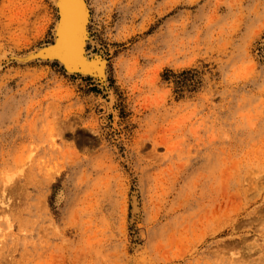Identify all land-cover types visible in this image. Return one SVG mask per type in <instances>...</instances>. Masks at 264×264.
<instances>
[{
  "label": "rangeland",
  "instance_id": "obj_1",
  "mask_svg": "<svg viewBox=\"0 0 264 264\" xmlns=\"http://www.w3.org/2000/svg\"><path fill=\"white\" fill-rule=\"evenodd\" d=\"M93 1L113 113L57 63L0 70V264H264V0ZM57 17L0 0V55Z\"/></svg>",
  "mask_w": 264,
  "mask_h": 264
},
{
  "label": "bare ground",
  "instance_id": "obj_2",
  "mask_svg": "<svg viewBox=\"0 0 264 264\" xmlns=\"http://www.w3.org/2000/svg\"><path fill=\"white\" fill-rule=\"evenodd\" d=\"M110 4L114 0H108ZM57 8V21L54 27V37L47 46L38 47L25 53L9 50L0 55V70L13 61L22 64L31 62H49L57 63L64 71L78 79H88L92 85L99 88L105 95L104 106L107 108L108 114L112 105L115 103V92L110 83V55L107 46L102 45L101 40L97 35V30L92 27L93 23V3L91 0H53ZM94 5L98 13L103 10L105 0H94ZM72 36L78 37L73 42ZM56 37V40L54 38ZM112 52V50H110ZM60 54L62 59H56V55ZM65 64V66H64ZM95 71L97 73H95ZM117 117V114H116ZM116 123V121H115ZM163 141H154L155 146ZM207 195V194H205ZM213 195V194H212ZM211 195V200L216 199L217 203L211 207L213 214H217L215 210L220 206L222 201L220 196ZM133 211L139 213L141 208L139 197L135 193L133 196ZM213 206V205H212ZM235 211L232 215L235 217ZM232 218L231 214H229Z\"/></svg>",
  "mask_w": 264,
  "mask_h": 264
},
{
  "label": "water",
  "instance_id": "obj_3",
  "mask_svg": "<svg viewBox=\"0 0 264 264\" xmlns=\"http://www.w3.org/2000/svg\"><path fill=\"white\" fill-rule=\"evenodd\" d=\"M77 38H78V37H76V39H75V37L72 36V39H71V40H73V42H75V41L77 40ZM54 40H56V37L54 38ZM48 44H51V43L48 42L47 45H48ZM47 45H43V46L45 47V46H47ZM41 47H42V46H41ZM56 59H62V56H61L60 54H57V55H56ZM64 66H65V64H64ZM63 68L65 69L66 67H63ZM65 70L67 71V69H65ZM95 73H97V72L95 71Z\"/></svg>",
  "mask_w": 264,
  "mask_h": 264
}]
</instances>
